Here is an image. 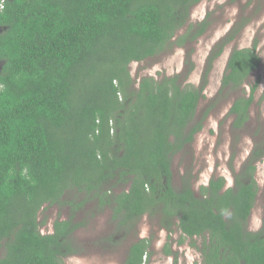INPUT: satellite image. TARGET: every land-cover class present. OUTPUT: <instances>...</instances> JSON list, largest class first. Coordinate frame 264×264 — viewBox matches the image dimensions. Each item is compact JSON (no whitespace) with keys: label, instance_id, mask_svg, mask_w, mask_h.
<instances>
[{"label":"trees","instance_id":"1","mask_svg":"<svg viewBox=\"0 0 264 264\" xmlns=\"http://www.w3.org/2000/svg\"><path fill=\"white\" fill-rule=\"evenodd\" d=\"M200 1L0 0V264H67L87 247L76 232L107 211L111 231L96 243L115 252L131 241L123 264L152 256L150 237L134 240L144 216L190 238L201 264H264V218L248 225L264 137L232 186L214 176L197 191L191 170L177 181L174 158L203 128L204 87L180 74L134 86L129 69L204 34L210 22L190 19ZM257 48L233 51L222 90L260 67ZM257 86L234 99V127L250 120ZM54 205L67 216L44 232L41 211ZM165 250L176 254L170 241Z\"/></svg>","mask_w":264,"mask_h":264},{"label":"rangeland","instance_id":"2","mask_svg":"<svg viewBox=\"0 0 264 264\" xmlns=\"http://www.w3.org/2000/svg\"><path fill=\"white\" fill-rule=\"evenodd\" d=\"M190 19L193 23L210 22L208 29L184 46L169 48L153 58L133 61L129 69L134 86L139 85L143 76H155L158 79L176 74L181 75L184 85H203L205 97L197 111V117L203 118V128L173 161L176 180L179 181L187 170H191L194 188L199 191V187L214 176H225L228 186H232L235 174L241 171L259 138L264 137V0H201L193 7ZM240 23L243 26L238 29L236 26ZM224 40L226 46L223 52L208 67L212 49ZM256 42L262 57L260 67L251 73L239 89L222 90V78L233 51L253 47ZM256 82L258 86L254 92L251 118L238 129L233 125L234 118L229 116V110L237 96L252 93V86ZM256 176L259 192L248 221L251 230H259L263 225L264 158L258 163ZM109 214L107 211L105 214L93 215L88 224L76 232L78 238L86 241L87 247L83 253L66 258L67 264H123L131 241L125 242L115 252L96 243L111 231ZM59 216L66 217L67 210L56 205L44 207L40 220L47 219V224L42 226V230L52 231L53 222ZM78 217L82 220L85 214L81 213ZM180 236V231L169 232L162 228L158 218L144 216L134 240L151 238L152 256L145 264H175L176 260L177 264H201L199 249L190 238L180 244ZM196 240L201 244V239ZM168 241L176 254H166L165 245Z\"/></svg>","mask_w":264,"mask_h":264},{"label":"built area","instance_id":"3","mask_svg":"<svg viewBox=\"0 0 264 264\" xmlns=\"http://www.w3.org/2000/svg\"><path fill=\"white\" fill-rule=\"evenodd\" d=\"M146 258H147V257L145 256V261H146Z\"/></svg>","mask_w":264,"mask_h":264},{"label":"clouds","instance_id":"4","mask_svg":"<svg viewBox=\"0 0 264 264\" xmlns=\"http://www.w3.org/2000/svg\"><path fill=\"white\" fill-rule=\"evenodd\" d=\"M146 260H147V258H146Z\"/></svg>","mask_w":264,"mask_h":264}]
</instances>
